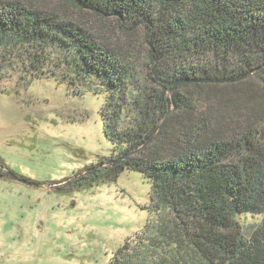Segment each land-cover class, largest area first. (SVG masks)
<instances>
[{"label":"trees","instance_id":"1","mask_svg":"<svg viewBox=\"0 0 264 264\" xmlns=\"http://www.w3.org/2000/svg\"><path fill=\"white\" fill-rule=\"evenodd\" d=\"M57 1L61 11L0 0V89L21 74L19 84L54 78L70 94L104 97L112 155L72 184L88 188L136 170L151 182L153 213L108 264H264V0ZM81 13L113 19L126 36L141 29L143 64ZM186 88L206 90L209 112L194 116ZM218 104L250 120L233 128L223 117L233 112ZM181 115L189 122L176 132ZM248 215L262 219L246 224Z\"/></svg>","mask_w":264,"mask_h":264},{"label":"rangeland","instance_id":"2","mask_svg":"<svg viewBox=\"0 0 264 264\" xmlns=\"http://www.w3.org/2000/svg\"><path fill=\"white\" fill-rule=\"evenodd\" d=\"M31 1L61 11L57 0ZM79 16L110 43L135 49L143 64L148 44L141 29L126 36L113 19ZM20 75L3 82L7 90L0 89V164L5 165L0 175V264H108L153 216L148 209L151 182L126 169L115 181L74 187L79 171L112 155L113 142L104 131V97L70 94L54 78L19 84ZM205 89L210 96L218 93ZM206 90H181L192 101L195 117L209 112ZM218 106L233 112L223 116L233 128L250 120L234 104ZM178 117L172 120L173 130L184 131L189 121ZM261 219L243 217L246 224Z\"/></svg>","mask_w":264,"mask_h":264},{"label":"water","instance_id":"3","mask_svg":"<svg viewBox=\"0 0 264 264\" xmlns=\"http://www.w3.org/2000/svg\"><path fill=\"white\" fill-rule=\"evenodd\" d=\"M135 151H130L127 154H125L124 156L120 157L119 159L115 160L111 165L116 166L120 163H122L125 159H127L130 155L134 154Z\"/></svg>","mask_w":264,"mask_h":264}]
</instances>
